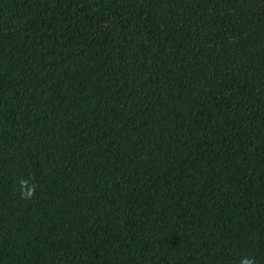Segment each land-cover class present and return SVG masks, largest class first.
<instances>
[{
  "label": "trees",
  "instance_id": "obj_1",
  "mask_svg": "<svg viewBox=\"0 0 264 264\" xmlns=\"http://www.w3.org/2000/svg\"><path fill=\"white\" fill-rule=\"evenodd\" d=\"M243 256L264 264V0H0V264Z\"/></svg>",
  "mask_w": 264,
  "mask_h": 264
},
{
  "label": "clouds",
  "instance_id": "obj_2",
  "mask_svg": "<svg viewBox=\"0 0 264 264\" xmlns=\"http://www.w3.org/2000/svg\"><path fill=\"white\" fill-rule=\"evenodd\" d=\"M34 181L35 178L32 175L17 181L20 199L31 200L35 196L38 185ZM239 264H257V262L254 257L243 256L240 258Z\"/></svg>",
  "mask_w": 264,
  "mask_h": 264
}]
</instances>
